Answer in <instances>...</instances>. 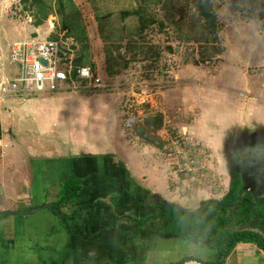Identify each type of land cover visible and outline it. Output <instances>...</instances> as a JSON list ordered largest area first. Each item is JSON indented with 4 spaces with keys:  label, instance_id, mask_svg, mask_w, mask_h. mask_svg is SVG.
<instances>
[{
    "label": "rangeland",
    "instance_id": "obj_1",
    "mask_svg": "<svg viewBox=\"0 0 264 264\" xmlns=\"http://www.w3.org/2000/svg\"><path fill=\"white\" fill-rule=\"evenodd\" d=\"M41 1L51 13L36 27L41 17L29 7L30 0H0V55L5 56L8 44L24 39H72L105 88L79 89L56 102L36 103V112L11 102L0 104V217L1 208L19 211L14 187L39 179L35 161L54 165L61 159L65 165L71 155L101 157L106 152L113 166L123 164L114 161L115 155L131 167L161 170L175 192L168 202L187 212L225 196L231 144L264 132V22L232 15L226 0H213L219 5L220 53L215 54L211 46L199 43L204 38L193 0L149 4V14L164 29L156 23L144 31V39L137 21L122 14L143 0H72L78 14L62 19L54 14L55 0ZM150 116L162 117L157 133L161 149L137 137L138 126ZM132 118L136 124L129 129L126 121ZM65 166H45V171L51 168L49 177L63 171L66 178ZM50 198L60 200L61 195L52 191Z\"/></svg>",
    "mask_w": 264,
    "mask_h": 264
},
{
    "label": "crops",
    "instance_id": "obj_2",
    "mask_svg": "<svg viewBox=\"0 0 264 264\" xmlns=\"http://www.w3.org/2000/svg\"><path fill=\"white\" fill-rule=\"evenodd\" d=\"M65 94L40 96L33 102H9L36 112V103L56 102ZM102 155H71L66 166L61 159L54 165L45 159L34 162L40 170L39 179L15 185L14 197L19 203V211H15L41 210L0 220V264H173L183 258L197 260L185 264L219 262L218 255L202 242L161 234L159 220L147 228L138 224L155 214V209L175 205L168 202L175 199V192L170 191L169 179L161 170L144 164L131 167L120 156L123 154L117 159L114 155V161L123 164L113 166L111 156L106 152ZM45 166L68 167L67 177L63 171L59 177H49L51 168L45 171ZM110 167L117 168L112 172ZM70 178L80 181L75 199L63 206L60 216L43 210L45 204L58 203L50 198L52 191L60 194V183L63 186ZM223 264H264V253L254 244L240 243Z\"/></svg>",
    "mask_w": 264,
    "mask_h": 264
},
{
    "label": "trees",
    "instance_id": "obj_3",
    "mask_svg": "<svg viewBox=\"0 0 264 264\" xmlns=\"http://www.w3.org/2000/svg\"><path fill=\"white\" fill-rule=\"evenodd\" d=\"M23 3L29 0H21ZM31 6L36 9L35 15L41 17L39 21L35 20L34 26L39 27L42 25V21L46 20L48 15L51 13V8L41 0H30ZM94 4L102 0H89ZM163 0H143V3H139L134 9L129 11H123L122 14L126 18L135 19L138 24V34L142 39L144 31L148 28L154 27L158 23L159 30L164 29V24L158 21L154 16L149 14V4H162ZM229 5L230 13L236 15L238 13L245 15L247 19H258L264 22V0H226ZM193 13L197 18V22L201 23L203 40L199 41L202 45L211 46L215 54L220 53V49L216 47L218 43V19L217 12L219 5L215 4L213 0H193ZM32 9L28 8V11ZM54 14L58 18H67L68 16H76L78 12L74 6L72 0H55ZM37 16V17H38ZM36 17V16H34ZM37 19V18H36ZM193 19V18H192ZM97 22L99 23V31L102 40L107 43L108 38L104 32V22L101 21L100 16L97 14ZM69 28L63 25V29ZM71 29V28H70ZM55 39V38H52ZM108 46V45H106ZM171 52V48H168ZM79 50L76 53L74 60V68L79 67H90L95 72L92 65H87L80 57ZM107 60L111 59V52L109 47H106ZM112 68H108L107 73L113 76ZM77 81V80H76ZM163 125L161 116H150L146 118L142 124L138 126L137 137L146 141L153 147L161 149V140L157 136ZM80 181L74 179H67L64 182L60 190L61 198L57 204H53L54 209L58 213H61L64 205L68 204L75 199L79 193ZM230 195L223 202L231 203L232 200H237L241 197L242 187L240 183H233L230 188ZM241 208L246 207L245 204L239 203L235 205ZM234 205L232 207H235ZM156 213L152 216L144 218L138 224L142 227L147 228L150 226V222L158 221L160 226V233L163 235L174 236L185 241L204 242L208 241L209 246L213 252H215L220 258L216 264H223L225 260L230 256L235 247L240 243L259 245L261 249L264 247L259 242L258 237L254 233H249L239 229L245 224L250 218H246L243 215H236L232 212L231 208H225L212 213L208 218L207 222L204 223V219L199 212L190 214L184 209L177 208L175 206L169 209L161 207L155 209ZM53 212V211H52ZM243 212V211H242ZM53 214L57 215L55 212ZM149 224V225H148ZM239 227V228H238ZM188 261H197L195 258H183L173 264H185ZM203 264H212L202 262ZM215 264V263H213Z\"/></svg>",
    "mask_w": 264,
    "mask_h": 264
},
{
    "label": "built area",
    "instance_id": "obj_4",
    "mask_svg": "<svg viewBox=\"0 0 264 264\" xmlns=\"http://www.w3.org/2000/svg\"><path fill=\"white\" fill-rule=\"evenodd\" d=\"M76 53L72 39L35 37L8 44L5 56L0 55V104L79 89H104L90 67L74 68ZM135 124L133 118L126 121L129 129Z\"/></svg>",
    "mask_w": 264,
    "mask_h": 264
},
{
    "label": "flooded vegetation",
    "instance_id": "obj_5",
    "mask_svg": "<svg viewBox=\"0 0 264 264\" xmlns=\"http://www.w3.org/2000/svg\"><path fill=\"white\" fill-rule=\"evenodd\" d=\"M245 139L240 138L238 141H234L229 148L228 161L231 173L227 194L215 202L208 200L209 202L202 204L200 210L189 213L199 212L204 219V223H206L212 213L223 209V207L231 208L236 215L241 214L246 218H250L238 228L254 233L259 239L258 243H261L264 247V132L250 137L249 140ZM237 182L242 187L241 197L232 200L231 203L224 204L223 202L231 193V185ZM239 203L245 204L246 207L240 210L239 207L235 206ZM229 204L230 206H228ZM233 205L235 207H232ZM174 206L178 208V206ZM202 243L209 246L208 241ZM255 246L264 253L259 245Z\"/></svg>",
    "mask_w": 264,
    "mask_h": 264
},
{
    "label": "water",
    "instance_id": "obj_6",
    "mask_svg": "<svg viewBox=\"0 0 264 264\" xmlns=\"http://www.w3.org/2000/svg\"><path fill=\"white\" fill-rule=\"evenodd\" d=\"M26 192L29 194V190L26 189ZM230 206V204L228 205ZM44 209H49L53 212H55L58 216L61 215V213H58L57 210L54 209V206L51 204H45L43 206ZM41 207H35L31 210H27V211H23V212H4L1 214L0 220L2 221L3 218L5 217H9V216H26V215H31V214H35L36 212L40 211Z\"/></svg>",
    "mask_w": 264,
    "mask_h": 264
}]
</instances>
